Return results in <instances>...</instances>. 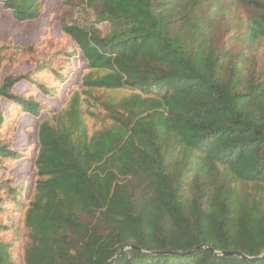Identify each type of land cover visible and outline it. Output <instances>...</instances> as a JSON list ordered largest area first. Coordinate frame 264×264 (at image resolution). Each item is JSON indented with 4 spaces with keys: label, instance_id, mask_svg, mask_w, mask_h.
<instances>
[{
    "label": "trees",
    "instance_id": "obj_1",
    "mask_svg": "<svg viewBox=\"0 0 264 264\" xmlns=\"http://www.w3.org/2000/svg\"><path fill=\"white\" fill-rule=\"evenodd\" d=\"M58 1L105 26L0 40V122L42 118L29 195L0 125V264H264V0Z\"/></svg>",
    "mask_w": 264,
    "mask_h": 264
},
{
    "label": "rangeland",
    "instance_id": "obj_2",
    "mask_svg": "<svg viewBox=\"0 0 264 264\" xmlns=\"http://www.w3.org/2000/svg\"><path fill=\"white\" fill-rule=\"evenodd\" d=\"M76 1V0H75ZM56 13L57 17L66 22L79 23L86 25L105 26L104 24L98 25L95 23V17L90 10L85 11L81 7L68 6L61 4L58 0H47L44 4L43 11L39 17L30 21H18L11 16L8 10H1L0 13V40L11 39L13 43L27 46L33 42L39 41L42 36L45 37L43 43L47 48H55L58 45L57 39L60 37V27L57 22L50 23V18ZM83 62V60H81ZM33 67L21 63L13 69V73H26ZM10 71L8 67L3 69V74ZM79 80V69H73L69 74V81ZM65 84L60 85L59 95L63 96ZM28 87L26 81H21L15 86L17 92H24ZM34 98L38 102H43L51 105L54 108L60 106V102L55 96H45L40 91L34 93ZM2 118L0 122L3 124L5 118L11 113L8 110V103L2 102L1 104ZM14 115V118H13ZM12 120V127L7 132V138H10V147L15 150V153H20L18 159L14 161L9 175L13 178V185H23V193L29 195L34 177L33 158L35 155V141L36 130L42 118H35L26 112H19L16 114L12 112V116L8 119ZM7 119V120H8ZM31 140V146L28 141Z\"/></svg>",
    "mask_w": 264,
    "mask_h": 264
},
{
    "label": "water",
    "instance_id": "obj_3",
    "mask_svg": "<svg viewBox=\"0 0 264 264\" xmlns=\"http://www.w3.org/2000/svg\"><path fill=\"white\" fill-rule=\"evenodd\" d=\"M209 249H211L215 254H221V255H239L241 257H245L240 252H228V251H225V252H217V251H214L211 247H209ZM110 262H108V263H110Z\"/></svg>",
    "mask_w": 264,
    "mask_h": 264
}]
</instances>
